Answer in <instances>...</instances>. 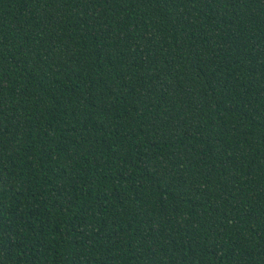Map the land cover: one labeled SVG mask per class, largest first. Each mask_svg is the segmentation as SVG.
I'll return each mask as SVG.
<instances>
[{
  "label": "trees",
  "instance_id": "obj_1",
  "mask_svg": "<svg viewBox=\"0 0 264 264\" xmlns=\"http://www.w3.org/2000/svg\"><path fill=\"white\" fill-rule=\"evenodd\" d=\"M0 264H264V0H0Z\"/></svg>",
  "mask_w": 264,
  "mask_h": 264
}]
</instances>
